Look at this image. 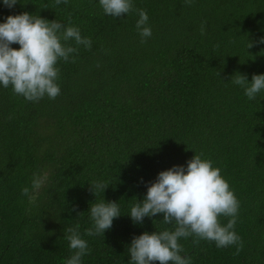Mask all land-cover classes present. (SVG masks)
Masks as SVG:
<instances>
[{
    "label": "trees",
    "instance_id": "1",
    "mask_svg": "<svg viewBox=\"0 0 264 264\" xmlns=\"http://www.w3.org/2000/svg\"><path fill=\"white\" fill-rule=\"evenodd\" d=\"M133 2L149 17L144 43L135 11L113 18L99 0H19L11 9L0 0V23L27 12L71 22L92 40L75 63L58 62L55 100L30 102L0 86V264H65L66 229L76 224L90 248L82 264H130L134 237L175 226L162 214L134 223L127 215L135 199L160 172L186 168L199 153L240 202L235 231L244 247L235 255V246L194 244L192 236L179 240L181 255L191 264H264V91L249 100L231 82L264 74V44L247 49L264 37V0ZM36 172L48 179L30 202L21 190L31 191ZM93 181L108 188L93 195ZM103 199L118 202L122 216L103 236H84L89 208Z\"/></svg>",
    "mask_w": 264,
    "mask_h": 264
},
{
    "label": "clouds",
    "instance_id": "2",
    "mask_svg": "<svg viewBox=\"0 0 264 264\" xmlns=\"http://www.w3.org/2000/svg\"><path fill=\"white\" fill-rule=\"evenodd\" d=\"M19 0H3L11 9ZM68 0H55L59 6ZM194 0H184L185 6H192ZM105 15L113 18L126 16L135 11L139 17L136 29L141 43L152 36L148 24L149 17L143 9H136L133 0H99ZM206 21L201 22L200 32H205ZM70 42H74L72 46ZM19 45L14 49L11 45ZM264 44V37L249 42L247 49ZM91 50L92 40L83 37L80 28L69 22L66 26L57 20L49 22L39 15L27 12L8 16L0 23V86H11L14 94L30 102H39L45 96L55 100L61 92L58 84L60 69L58 62L75 63L79 47ZM217 47H219L217 45ZM99 66V65H97ZM219 73L217 72V76ZM231 82L244 90L249 100H255L264 91V74H254L251 82L243 74H235ZM203 153L194 154L187 167L173 166L158 174L155 182L147 187L142 201L135 199L127 215L137 224L146 217L163 215L165 225H175L174 230L165 228L160 232H147L134 237L128 247L130 264H191L190 256H182L181 238L196 237L198 244L206 240L217 248L235 246V255L243 250L242 238L236 233L240 202L228 181L221 175V169L213 166V161L202 158ZM48 174L36 172L31 179V191L24 187L21 194L34 202L32 192L39 191L47 182ZM108 188L104 181H93L89 191L95 195ZM76 209L73 208V211ZM88 213L92 226L85 229L84 236H100L112 227L113 221L122 216L118 202L92 203ZM83 213H78L80 216ZM221 217L227 218L222 224ZM64 237L72 252L65 264H82V258L89 254L87 240L82 238L80 225L66 229Z\"/></svg>",
    "mask_w": 264,
    "mask_h": 264
}]
</instances>
